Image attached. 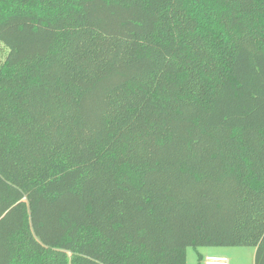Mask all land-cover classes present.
Instances as JSON below:
<instances>
[{"label": "trees", "instance_id": "16d2710c", "mask_svg": "<svg viewBox=\"0 0 264 264\" xmlns=\"http://www.w3.org/2000/svg\"><path fill=\"white\" fill-rule=\"evenodd\" d=\"M0 42V264H264V0H0Z\"/></svg>", "mask_w": 264, "mask_h": 264}, {"label": "rangeland", "instance_id": "374dc122", "mask_svg": "<svg viewBox=\"0 0 264 264\" xmlns=\"http://www.w3.org/2000/svg\"><path fill=\"white\" fill-rule=\"evenodd\" d=\"M0 47L2 43L0 42ZM3 48V47H2ZM0 48V62L4 58L6 48ZM225 249L227 257L230 260V264H253L254 248L253 247H187L186 248V264H205L204 257L208 250ZM223 251V250H222ZM200 255H203L201 259H198Z\"/></svg>", "mask_w": 264, "mask_h": 264}, {"label": "built area", "instance_id": "2783aa9c", "mask_svg": "<svg viewBox=\"0 0 264 264\" xmlns=\"http://www.w3.org/2000/svg\"><path fill=\"white\" fill-rule=\"evenodd\" d=\"M205 264H230V260L225 256H205Z\"/></svg>", "mask_w": 264, "mask_h": 264}, {"label": "crops", "instance_id": "0c3cea01", "mask_svg": "<svg viewBox=\"0 0 264 264\" xmlns=\"http://www.w3.org/2000/svg\"><path fill=\"white\" fill-rule=\"evenodd\" d=\"M220 248H223V247H220ZM223 250V251H222ZM225 249H218V250H208L205 254V256H227L226 253H229V252H225L224 251ZM201 257L203 255H200Z\"/></svg>", "mask_w": 264, "mask_h": 264}]
</instances>
